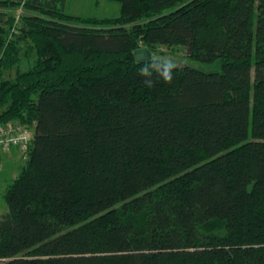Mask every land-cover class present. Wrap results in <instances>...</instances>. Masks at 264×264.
<instances>
[{"label":"trees","instance_id":"1","mask_svg":"<svg viewBox=\"0 0 264 264\" xmlns=\"http://www.w3.org/2000/svg\"><path fill=\"white\" fill-rule=\"evenodd\" d=\"M108 1L119 17L0 0L25 12H0V126L35 129L0 264H264V0ZM158 46L221 72L149 87Z\"/></svg>","mask_w":264,"mask_h":264},{"label":"rangeland","instance_id":"2","mask_svg":"<svg viewBox=\"0 0 264 264\" xmlns=\"http://www.w3.org/2000/svg\"><path fill=\"white\" fill-rule=\"evenodd\" d=\"M14 1L20 2L22 0ZM65 11L69 15L84 18H116L119 17L121 14V5L117 2H110L108 0H67ZM0 12H4V14L6 13L7 16L13 15L17 23H21V18L24 16L25 13L23 7L18 8L12 12L3 10H1ZM6 31H8L9 33L8 28H6ZM13 32L17 33V31L14 29ZM140 49H145V46L141 44ZM154 57L162 60L169 59L172 60L177 66L191 67L206 73L221 72V67L218 62L213 64H204L197 61H193L187 57V53L182 47L174 49L166 46H158L154 50ZM34 58L35 57L32 56V60ZM28 67L29 66L26 63L15 67L12 71L6 73V79H14L18 71H26ZM16 154V156H13L12 154V157H9L7 159L5 170L0 173V218L9 212L4 196L8 187L17 178L20 166H22L25 161L21 155H19L18 153ZM12 163L14 164V166H16L13 167Z\"/></svg>","mask_w":264,"mask_h":264},{"label":"built area","instance_id":"3","mask_svg":"<svg viewBox=\"0 0 264 264\" xmlns=\"http://www.w3.org/2000/svg\"><path fill=\"white\" fill-rule=\"evenodd\" d=\"M34 138L35 129L18 122L0 126V170L3 168V157L13 152L21 155L26 161Z\"/></svg>","mask_w":264,"mask_h":264},{"label":"clouds","instance_id":"4","mask_svg":"<svg viewBox=\"0 0 264 264\" xmlns=\"http://www.w3.org/2000/svg\"><path fill=\"white\" fill-rule=\"evenodd\" d=\"M176 64L169 59L153 60L148 66L140 69V75L144 78V83L151 87L153 77H158L160 80L171 84L174 78V70Z\"/></svg>","mask_w":264,"mask_h":264},{"label":"water","instance_id":"5","mask_svg":"<svg viewBox=\"0 0 264 264\" xmlns=\"http://www.w3.org/2000/svg\"><path fill=\"white\" fill-rule=\"evenodd\" d=\"M152 58V53H150L147 49H140L135 53L136 62L139 64L149 62Z\"/></svg>","mask_w":264,"mask_h":264},{"label":"crops","instance_id":"6","mask_svg":"<svg viewBox=\"0 0 264 264\" xmlns=\"http://www.w3.org/2000/svg\"><path fill=\"white\" fill-rule=\"evenodd\" d=\"M17 154H13V156H16ZM9 157H12V155L10 154L9 156H7L6 158H5V160L7 161V159L9 158ZM13 164V163H12ZM14 165V164H13Z\"/></svg>","mask_w":264,"mask_h":264}]
</instances>
